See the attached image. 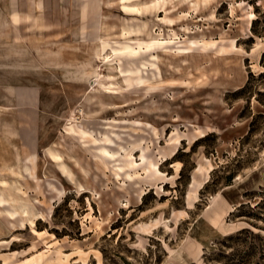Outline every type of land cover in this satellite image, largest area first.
I'll return each instance as SVG.
<instances>
[{
    "label": "rangeland",
    "instance_id": "rangeland-1",
    "mask_svg": "<svg viewBox=\"0 0 264 264\" xmlns=\"http://www.w3.org/2000/svg\"><path fill=\"white\" fill-rule=\"evenodd\" d=\"M0 200V264H264V0H0Z\"/></svg>",
    "mask_w": 264,
    "mask_h": 264
},
{
    "label": "crops",
    "instance_id": "crops-1",
    "mask_svg": "<svg viewBox=\"0 0 264 264\" xmlns=\"http://www.w3.org/2000/svg\"><path fill=\"white\" fill-rule=\"evenodd\" d=\"M12 20L14 23L16 24H28V23H35V21L37 20L36 18H33L30 14H28L27 12L24 11H16L12 13ZM47 27V26H46ZM13 171L16 172V170L14 169H10V172L12 173ZM19 173H21L20 171H17Z\"/></svg>",
    "mask_w": 264,
    "mask_h": 264
},
{
    "label": "trees",
    "instance_id": "trees-1",
    "mask_svg": "<svg viewBox=\"0 0 264 264\" xmlns=\"http://www.w3.org/2000/svg\"><path fill=\"white\" fill-rule=\"evenodd\" d=\"M263 201H264V200H261V201L258 202L253 208H250V210H248V211L245 212V213H247L248 216H251V217H257L258 214H257V212H256L255 209H256V207H260L262 203L264 204ZM244 205H246V204H242V205L239 206V208H238V212H241V211L243 210ZM245 215H246V214H245ZM257 237H261V236L258 235Z\"/></svg>",
    "mask_w": 264,
    "mask_h": 264
},
{
    "label": "bare ground",
    "instance_id": "bare-ground-1",
    "mask_svg": "<svg viewBox=\"0 0 264 264\" xmlns=\"http://www.w3.org/2000/svg\"><path fill=\"white\" fill-rule=\"evenodd\" d=\"M157 6H159V5H157ZM156 5H154L153 3H152V5H146V9H148V10H153V11H155V10H157L158 9V7H157ZM49 156L51 157V155L49 154ZM28 170V168H26L25 169V171H27ZM5 202L4 201H2V200H0V204H4ZM0 214H3V212L2 211H0ZM10 217H12L13 215H11V214H8Z\"/></svg>",
    "mask_w": 264,
    "mask_h": 264
}]
</instances>
